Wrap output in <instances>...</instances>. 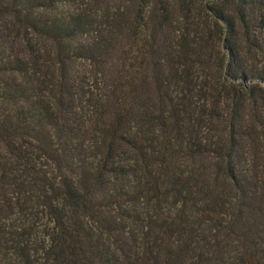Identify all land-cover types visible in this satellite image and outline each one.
<instances>
[{
    "label": "trees",
    "instance_id": "trees-1",
    "mask_svg": "<svg viewBox=\"0 0 264 264\" xmlns=\"http://www.w3.org/2000/svg\"><path fill=\"white\" fill-rule=\"evenodd\" d=\"M0 264H264V0H0Z\"/></svg>",
    "mask_w": 264,
    "mask_h": 264
}]
</instances>
